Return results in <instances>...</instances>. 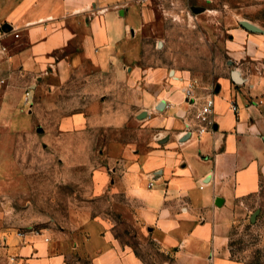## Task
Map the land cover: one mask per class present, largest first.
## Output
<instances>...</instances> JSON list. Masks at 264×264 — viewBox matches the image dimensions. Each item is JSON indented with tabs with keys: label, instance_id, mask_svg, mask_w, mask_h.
Returning a JSON list of instances; mask_svg holds the SVG:
<instances>
[{
	"label": "crops",
	"instance_id": "1",
	"mask_svg": "<svg viewBox=\"0 0 264 264\" xmlns=\"http://www.w3.org/2000/svg\"><path fill=\"white\" fill-rule=\"evenodd\" d=\"M150 1L0 0V21L20 33L0 52V161L1 139L59 141L65 166L89 170L94 198L72 231L1 229L0 264H68L74 252L147 264L110 228L112 210L171 256L162 264H251L233 257L231 231L264 185V0L227 14L225 55L206 83L194 63L151 62ZM209 97L214 129L200 135ZM6 174L0 164V192Z\"/></svg>",
	"mask_w": 264,
	"mask_h": 264
},
{
	"label": "rangeland",
	"instance_id": "2",
	"mask_svg": "<svg viewBox=\"0 0 264 264\" xmlns=\"http://www.w3.org/2000/svg\"><path fill=\"white\" fill-rule=\"evenodd\" d=\"M150 5L153 15L146 26V39L151 62L170 66L194 63L195 75L206 83L211 72L215 75L221 67V63L212 66L211 62L225 55L224 43L230 36L225 17L241 7L249 8L253 2L151 0ZM193 7L206 11L196 14ZM260 17L264 20V12ZM16 141L15 145L10 139H1L0 164L7 174L5 182H1L6 190L0 192V230L39 232L78 226L72 222L74 213L85 211L83 206L94 199L89 170L65 166L59 141L53 145L46 139ZM103 210L110 212L109 208ZM112 211L109 226L123 245L131 247L147 264L171 262V256L141 231L129 212ZM242 211L231 231L234 256L247 263L264 264V185L261 194L247 200ZM53 239L58 242L54 236ZM68 264H91V261L74 252L68 256Z\"/></svg>",
	"mask_w": 264,
	"mask_h": 264
},
{
	"label": "built area",
	"instance_id": "3",
	"mask_svg": "<svg viewBox=\"0 0 264 264\" xmlns=\"http://www.w3.org/2000/svg\"><path fill=\"white\" fill-rule=\"evenodd\" d=\"M14 36V38H19L20 33H18L17 30H14L13 28H7L5 23L0 21V52L1 53H7L8 47L4 44V39L8 36ZM185 94L187 99H195V93H194V83H190L187 88L185 89ZM27 100V98H26ZM214 98L209 97L205 104L199 109V111L196 113V119L198 121V134H204L213 132L214 129V119H213V109H214ZM233 109H237V105H233ZM154 185L153 182L149 184L150 187ZM49 239L46 238V241ZM14 261V260H12Z\"/></svg>",
	"mask_w": 264,
	"mask_h": 264
},
{
	"label": "water",
	"instance_id": "4",
	"mask_svg": "<svg viewBox=\"0 0 264 264\" xmlns=\"http://www.w3.org/2000/svg\"><path fill=\"white\" fill-rule=\"evenodd\" d=\"M195 12L196 13H199L200 11H199V9H195ZM7 26V25H6ZM243 26L245 27V29H247V30H249V31H253V32H258L259 31V29L258 28H256L255 26H253V25H251V24H248V23H243ZM232 75H233V78L236 80V81H239L240 79H239V76H238V74L236 73V72H233L232 73Z\"/></svg>",
	"mask_w": 264,
	"mask_h": 264
},
{
	"label": "trees",
	"instance_id": "5",
	"mask_svg": "<svg viewBox=\"0 0 264 264\" xmlns=\"http://www.w3.org/2000/svg\"><path fill=\"white\" fill-rule=\"evenodd\" d=\"M232 255H233V257H235L233 251H232Z\"/></svg>",
	"mask_w": 264,
	"mask_h": 264
}]
</instances>
